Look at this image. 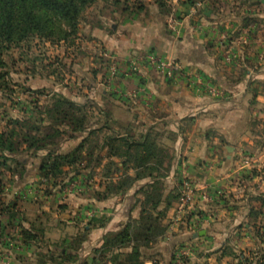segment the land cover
Returning <instances> with one entry per match:
<instances>
[{
    "label": "rangeland",
    "instance_id": "374dc122",
    "mask_svg": "<svg viewBox=\"0 0 264 264\" xmlns=\"http://www.w3.org/2000/svg\"><path fill=\"white\" fill-rule=\"evenodd\" d=\"M209 1L96 0L82 13L77 32L68 35L66 39L33 35L17 43H7L0 48L5 61V65L0 67V73L3 74L0 77V133H5L6 137L10 136L17 150L16 158H13L10 151L0 149V264H93L91 259L94 257L99 259L98 262L101 260V264H110V255L116 250L104 254L95 253L96 256L92 253L91 257L84 256L83 248L81 249L84 241H80L84 237L83 230L80 232L68 230L67 221L62 220L65 230L56 232L53 221L55 212L61 208V203H65L69 196L82 194L86 190L88 180L77 172L87 169L89 175L91 173L94 175V168H86L84 161L89 165L97 160L106 159L102 169L104 176L120 172L116 165H110V161H114L111 160L113 157L110 154L111 148L118 144L110 138L117 136L116 128L124 133H127V130L125 125L107 120L111 110L106 104H99L98 99L111 93L104 92V89L114 84L118 77L127 74L142 75L144 66L173 82H182L189 87L193 85L188 79L175 81L169 78L148 62L147 55L153 52L182 62L180 59L150 49L124 60L107 49L104 43L92 34L89 25L96 24L102 27V24H106V29L110 31L109 19L115 17L117 11L135 14L145 11L150 4H156L164 15L166 28L172 36L183 35L182 18L188 17L187 23L195 31L205 35L211 34L214 38V33L219 30L207 25L203 14ZM213 3L217 10L223 9L219 13H226L229 17L235 16L242 20L238 22L233 32L231 31L236 36L231 46L230 43L225 45L224 40L220 41L225 46L224 60L229 63L238 62L237 53L241 46L254 45L253 47L257 49V62H261L264 59V7H256L255 1L252 0H214ZM222 19L220 17V21ZM135 65L140 68L139 71L133 69ZM113 66L117 69L116 73L112 72ZM186 66L204 75L199 69ZM58 94L74 101L75 108L63 106L62 109L51 112ZM220 96L218 94L213 97ZM66 113L69 115L73 113L76 118H81L84 132L87 134L80 142H83L81 151L76 153L75 149L80 143L78 144L77 138H73L70 144L65 141L69 134L65 131H70L79 124L70 117H64ZM256 121L264 124V120ZM56 129H60V135H55ZM125 135L130 134H123ZM139 136L134 135L133 138L139 139ZM167 142L170 144H166ZM173 142L174 137L172 139L169 137L162 143L171 149L170 153L174 149ZM56 143L60 144L54 150ZM100 144L106 147L105 151L103 149L97 152ZM49 150L54 151L51 156H48ZM71 153H75L77 158L74 164L63 166L61 173L56 171L57 174L52 173L49 177L42 174L40 167L44 161H49L48 163L53 165L56 155ZM242 153L252 159L250 160L252 165L246 170H241V161L238 160L232 176V180L237 183H241L243 178L253 177L255 171L264 173V150L261 153L248 151ZM22 157L27 158L25 164L17 162V159ZM166 158L168 161L169 156ZM170 166L172 167V161ZM171 167L168 171L163 169L166 177L170 174ZM75 179H80L81 185L69 192L66 187ZM109 182L110 179L106 185ZM163 185L164 191L166 188L171 189L169 184ZM181 190L182 186H175L165 198L172 191L173 194L178 193L180 197ZM222 194V191H219L210 200L216 203L215 209L209 211L207 215L211 217V222L217 219L215 210L227 202L221 203ZM263 202L264 199L259 201V206L247 220H239L240 229L233 233L232 243L212 250L217 254L216 257L226 258L225 264H258L264 252V207L261 206ZM164 219L166 217L161 220V225H167V229L163 236L165 234L173 236L170 225H176L174 223H178L177 227L180 230L178 234L186 231L185 217L178 221L173 218L164 222ZM63 237H69L70 242L66 243ZM205 249L202 250L192 239L179 241L174 245L169 264H186V257L190 258L189 254L194 258L200 257V253L197 252L202 253ZM79 251L81 255L78 254Z\"/></svg>",
    "mask_w": 264,
    "mask_h": 264
},
{
    "label": "crops",
    "instance_id": "0c3cea01",
    "mask_svg": "<svg viewBox=\"0 0 264 264\" xmlns=\"http://www.w3.org/2000/svg\"><path fill=\"white\" fill-rule=\"evenodd\" d=\"M252 1H255L256 7H264V0ZM213 2L214 0H210L207 3L203 14L206 24L219 30L214 33V38L211 34L195 31L188 25V17L182 18L183 35L172 36L166 28L164 15L156 4H150L145 11L135 14L117 11L115 17L109 19L110 31L106 29V24H102V27L89 25L90 32L122 59H130L146 50H157L202 71L221 95L213 97L214 95L198 91L185 83L173 82L144 66L142 75L127 74L118 77L114 84L104 89V92L111 93L98 99L99 104H106L111 110L107 120L125 125L127 133L116 128L115 132L119 136L130 134L137 137L153 128L162 134V143L167 138L174 137V159L170 174L163 179V183L169 184L172 189L183 186L185 181H191L198 188L194 203L183 216L186 218V231L178 234V223H174L176 225H170L173 236L165 234L149 247L136 248V251L141 252L142 264H169L174 245L188 239L195 240L202 250L207 249L202 253L197 252L200 257L194 258L189 254L186 264H225L226 258L216 257L217 254L212 250L232 243L233 233L240 229L239 220H247L252 216L259 201L264 199L263 172L255 171L253 177L243 178L241 183L232 180L233 169L238 164L242 151L261 153L264 150V129H261L264 124L256 121L264 120V59L257 62L256 47L246 45L241 46L237 53L238 62L229 63L224 60V44L230 43L231 46L234 43L236 36L231 31L242 20L219 13L223 9L217 10ZM220 17L223 18L222 21ZM224 34L228 36L224 37ZM221 40H224L223 45ZM86 136L84 131L77 132L65 141L70 144L73 138H77L79 144ZM99 148L97 152L106 149L102 144ZM70 149L71 147L68 148ZM111 160L120 166L123 163V159L118 157L113 156ZM84 163L86 168H94L95 172L93 176L92 173H87V169L77 172L88 180L86 190L82 194L69 196L65 203H61L53 221L56 232L65 230L62 220L67 221L68 230H83L85 240L81 249L83 248L84 256H90L103 247L107 234L121 232L128 224L141 217L144 194L140 188L154 179L143 177L124 191L108 194V180L117 181L123 172L104 176L102 169L106 159L89 165L86 161ZM128 173L134 174V170L131 169ZM170 190L165 189L158 211L166 208L165 197ZM204 191L211 196L222 191L221 203L227 201L215 210L216 221L211 222V217L207 216L209 211L215 209L216 203L203 198ZM177 201L178 199L172 201L164 222L176 218ZM261 206L264 207V202ZM195 220L198 221L196 227L192 226ZM245 225L248 227V223ZM203 230L204 235L196 236ZM63 238L66 243L70 242L69 237ZM115 250L110 255V264H125L133 247ZM78 254L81 255V252ZM94 258L91 259L93 264Z\"/></svg>",
    "mask_w": 264,
    "mask_h": 264
},
{
    "label": "trees",
    "instance_id": "16d2710c",
    "mask_svg": "<svg viewBox=\"0 0 264 264\" xmlns=\"http://www.w3.org/2000/svg\"><path fill=\"white\" fill-rule=\"evenodd\" d=\"M96 0H0V48L7 43H17L25 37L33 35H44L45 37L57 36L60 39H66L70 34H75L78 30V25L82 13L87 6L94 3ZM5 65L0 52V67ZM3 74L0 73V77ZM76 103L67 99L63 95H57L53 102L51 112L63 108V106H72L75 108ZM66 113L64 117H70L79 124L77 127H72L68 137L73 136L75 132L85 131L82 125L81 118L71 113ZM60 129H56L55 135H60ZM162 134L151 128L147 133L139 136V139H134L131 135L119 136L117 134L111 136L110 140L117 142L115 147L111 148V156L123 159L120 166L115 161H110V165H116L118 171H122V175L117 181L110 180L106 185V193L124 191L132 187L138 180L143 177H152L153 182L143 185L140 191L144 194L142 205V215L134 223H130L127 227L118 233H109L106 236L105 243L97 252L100 254L108 253L115 249H120L127 246H132L133 250L128 254L127 262L129 264H142L140 262L141 252L136 251V248L142 246L149 247L163 236L167 227L161 225V220L165 217L166 211L170 208L172 201L178 199L179 195L170 193L166 198V208L159 210L158 208L163 200L164 183L163 179L167 176L163 169H170V164L173 157V152L170 148L162 144ZM33 138V137H32ZM60 143L54 145V150ZM14 142L10 136L6 137L5 133H0V149L8 150L13 158L17 154L14 147ZM83 142L80 143L75 153L81 151ZM173 150V149H172ZM54 151L49 150L48 156H51ZM75 153L58 154L54 157V163L51 165L49 161H44L40 169L45 177L56 171L62 172L61 169L65 165H72L76 161ZM167 156L169 160L167 161ZM19 164L27 162L26 157L17 159ZM134 170V174L128 173V170ZM81 238L80 241H84ZM70 255V254H69ZM98 258H94L98 264ZM115 260V258H113ZM100 262H102L100 260ZM123 264V263H120ZM258 264H264V252L259 258Z\"/></svg>",
    "mask_w": 264,
    "mask_h": 264
},
{
    "label": "built area",
    "instance_id": "2783aa9c",
    "mask_svg": "<svg viewBox=\"0 0 264 264\" xmlns=\"http://www.w3.org/2000/svg\"><path fill=\"white\" fill-rule=\"evenodd\" d=\"M148 62H150L152 65H154L158 70L162 71L166 76L169 78L178 81L180 79H188L192 82V85L194 88H196L198 91H207L209 94L212 95H218L220 94L219 89L212 85V83L206 79L202 73H200L197 70H193L188 68L186 65H184L182 62L171 59V58H165L157 53H149L147 55ZM134 70H140V68L135 65L133 66ZM117 69L113 66V73H116ZM249 157L245 156L243 153H241L240 156V168L247 169L249 165H252V162L250 161ZM240 170V169H239ZM81 185L80 179H75L69 183V185L66 187V190L69 192H72L73 190H76ZM198 193V188L195 184H193L191 181H185L182 186L181 195L178 198L177 201V207H176V219L181 220L183 216L187 213V209L190 205H192L194 202V199ZM202 197L206 200L210 201L212 200V196L208 192H202ZM198 221H193L192 226L196 227L198 225Z\"/></svg>",
    "mask_w": 264,
    "mask_h": 264
},
{
    "label": "water",
    "instance_id": "95a60500",
    "mask_svg": "<svg viewBox=\"0 0 264 264\" xmlns=\"http://www.w3.org/2000/svg\"><path fill=\"white\" fill-rule=\"evenodd\" d=\"M204 234H205V231L203 230V231H200L199 233H197L196 236H198V235H204Z\"/></svg>",
    "mask_w": 264,
    "mask_h": 264
}]
</instances>
